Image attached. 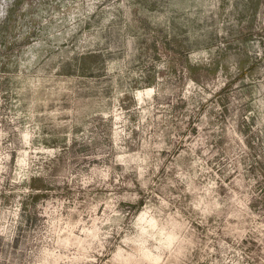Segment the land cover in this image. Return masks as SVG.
Segmentation results:
<instances>
[{"label": "rangeland", "instance_id": "374dc122", "mask_svg": "<svg viewBox=\"0 0 264 264\" xmlns=\"http://www.w3.org/2000/svg\"><path fill=\"white\" fill-rule=\"evenodd\" d=\"M0 264H264V0H0Z\"/></svg>", "mask_w": 264, "mask_h": 264}]
</instances>
